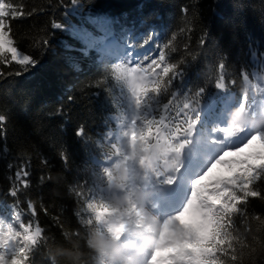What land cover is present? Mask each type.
<instances>
[{"label": "trees", "instance_id": "trees-1", "mask_svg": "<svg viewBox=\"0 0 264 264\" xmlns=\"http://www.w3.org/2000/svg\"><path fill=\"white\" fill-rule=\"evenodd\" d=\"M0 3L8 13L3 19L12 41L0 53V115L5 117L0 122V245L5 264H11L13 251L23 264H57L51 249L70 246L68 237L80 238L87 227L84 221L91 217L87 204L110 202L105 191L115 183L116 168L106 164L130 155L129 72L116 67L127 63L99 52L101 39L91 38L105 28L111 27L108 36L129 54L138 55L142 77L153 70L159 73L154 77L159 85L143 79L141 85L150 91L142 98L141 110L145 121L154 120L176 135L171 143L152 138V147L165 146L183 155L192 142L207 140L204 128L225 106L237 109L244 95L248 103L256 97L264 104V0ZM8 47L16 48L18 58L32 56L34 63L12 60ZM153 60L157 66L150 70ZM169 65L182 71L171 83L174 73H162ZM219 83L225 89H218ZM158 86V94L151 91ZM201 88L204 93L198 95ZM210 104L216 105L214 112ZM193 109L204 115L193 130L185 131L187 121L195 118ZM80 128L83 135L77 134ZM185 139L190 143L183 153L177 152ZM262 148L264 143L257 150ZM22 166L30 174L24 177L21 172L17 179ZM254 188L264 194V180ZM12 190L15 197L9 194ZM240 207L243 214L232 217V248L221 260L264 264V199L250 197ZM37 227L42 232L37 244L30 245L25 236Z\"/></svg>", "mask_w": 264, "mask_h": 264}, {"label": "snow or ice", "instance_id": "snow-or-ice-1", "mask_svg": "<svg viewBox=\"0 0 264 264\" xmlns=\"http://www.w3.org/2000/svg\"><path fill=\"white\" fill-rule=\"evenodd\" d=\"M5 5L0 3V53L6 51L4 45H11L12 41L7 39L8 32L4 16L8 15L4 11ZM13 16L18 15L17 12L12 13ZM60 26L59 24L54 25ZM165 48L168 44L164 45ZM7 51L11 52L12 60L17 61L21 65L28 66L34 63V59L30 55H24L18 58L17 50L14 47H8ZM160 61H164V52H159ZM157 66V61L153 60L149 65L152 70ZM117 69L123 67L126 72L137 73L139 64L135 68H128L127 64L123 66L117 65ZM170 72L174 75L169 76V83L173 79L180 76L181 72L176 65H169L162 68V73L167 75ZM159 73L154 70L148 77H140L147 79L149 82L159 85L160 81L154 79ZM218 89H225L224 83L216 85ZM162 89L158 86L151 91L159 93ZM150 89L148 87L138 85L135 92L136 104L139 107L143 97L148 96ZM204 89L199 90L198 95H203ZM240 106L242 109L248 107V97L244 95L241 99ZM188 105L185 104V108ZM204 107V106H203ZM215 104L209 105L210 111H215ZM195 118L187 121L188 128L185 131H191L200 120L199 117L203 111L193 109ZM5 117L0 115V122H3ZM135 124V121H133ZM156 124L154 120L145 121L143 129L139 135L136 131L131 133L133 143L140 140L146 143L150 138L164 139L171 143L175 139V132H170L166 127L160 126L153 133L152 126ZM177 131H179L177 129ZM223 133V137L213 143L220 145V152L207 161L198 159V150L190 151L186 156L187 163L177 169V175L165 176L161 183L170 186V194L175 201L174 205H179L175 214H168L164 217L158 230V238L155 246L150 249L147 254V264H223L221 256L228 255L232 248V233L233 219L236 214H243L240 205L248 202L249 198L264 199V194L259 190H255L254 185L257 182L264 180V148L245 153L254 141L257 139L264 140V131H253L250 138H245L240 141L243 134L248 130L243 131H228L224 129L217 130ZM2 133V129H0ZM78 135H83V128L77 129ZM231 141V143H230ZM238 141L243 143V146H238ZM189 140L185 139L177 148L176 151L183 153L185 145L189 144ZM195 147V146H194ZM225 148H234L235 151H225ZM232 157V159H228ZM225 164L229 166V174L213 177V172L218 165ZM236 167L233 168L232 166ZM13 167L12 164L9 165ZM183 169V171H182ZM199 169V170H197ZM21 172L24 177L30 173L26 167L22 166L16 173L17 179H20ZM211 178V179H209ZM209 181V183H204ZM25 187L27 180H24ZM239 193V194H238ZM11 196H16V191L12 190L9 193ZM134 207V206H133ZM87 208L91 212V217L86 219V225L92 224L113 213L110 206L103 202L88 203ZM190 219H185L189 217ZM123 223L111 225L109 230L118 232L123 228ZM31 226H28L30 229ZM11 232V226H9ZM42 229L37 227L35 233H30L25 236V239L30 242V245L37 244V238L40 236ZM16 234V233H12ZM2 246V245H0ZM19 253L24 252V248H19ZM16 252L13 251L11 264H23L21 259H17ZM235 259V257H232ZM0 264H5V252L0 251Z\"/></svg>", "mask_w": 264, "mask_h": 264}, {"label": "clouds", "instance_id": "clouds-1", "mask_svg": "<svg viewBox=\"0 0 264 264\" xmlns=\"http://www.w3.org/2000/svg\"><path fill=\"white\" fill-rule=\"evenodd\" d=\"M232 123L260 127L264 126V118L254 119L246 109L237 108ZM169 156L170 149L156 145L146 155V166L159 168L162 175L170 172L179 164V156ZM128 180L127 168L116 170L117 185ZM152 196V191L134 188L115 197L108 203L113 210L111 215L88 224L79 239L68 237L70 246L56 245L51 249V255L56 257L57 264H147L146 254L155 246L158 225V219L147 203ZM121 222L124 226L118 232L109 230L111 225Z\"/></svg>", "mask_w": 264, "mask_h": 264}, {"label": "rangeland", "instance_id": "rangeland-1", "mask_svg": "<svg viewBox=\"0 0 264 264\" xmlns=\"http://www.w3.org/2000/svg\"><path fill=\"white\" fill-rule=\"evenodd\" d=\"M252 8V7H251ZM254 8V7H253ZM256 8V7H255ZM126 57V56H125ZM130 63L134 62L133 58H128L126 57ZM136 66H133L132 68H135ZM140 72L138 70L137 73H131V88H132V92H133V96H134V101H135V107H136V111H135V124H133V131H136L137 134L139 135L140 133V129H139V112H138V108H137V104H136V100H135V92L137 90V86L140 85L141 79H140ZM225 109V107H224ZM221 110V113L219 116H216L217 123L220 124L219 125V129H224L225 132L227 133L228 131H243L245 129L248 130L247 133L243 134V136L240 138V141H243L245 138H250L251 134L253 131H264V129L262 128V126L260 127H253L251 125H244V126H240L238 124H233L232 123V116L228 117H221V115L223 114V110ZM247 112L249 114V116H252L254 119H261L264 118L263 117V112L262 110H260V108L257 105V100L254 99V103L248 106ZM220 118V119H219ZM218 129V130H219ZM206 133L209 135V142L204 144L203 146L199 147V148H195V147H189L188 148V152L185 153V155L182 157L180 156V154H172V155H178L179 156V164L176 166V168L172 171H170L168 173L169 175H177V169L179 167H181L183 164L187 163L186 161V154H188L190 151H196L198 150V159L201 158V153L204 154H210L207 156H204L203 159H200L201 161H207L208 159L212 158L213 156H215V154L217 152H220V145L213 143L214 141L217 140V143H219V139H221L223 137V133L214 130L211 132L210 129H205ZM199 140V138H197ZM238 141V146L242 147L243 143ZM231 143V141H230ZM264 143V140L261 139H257L256 141L253 142V144L245 150V153L248 152H253L256 151L257 149H259ZM132 148L134 150L133 156L130 160H124L121 158H117L115 160L116 165L119 168L124 167L127 168L129 171V179L132 182L134 188H142L146 191H152L153 192V196L151 197V199L147 202L148 203V207L152 210L153 215L158 219V225L157 228L155 230V242L158 238V230L160 227V224L162 223L164 217H166L168 214H175V211L178 210L179 205H174L175 201L173 200L172 196H170V186L165 185L163 183H161V181L163 180V178H158V183L159 185L156 187H150V182L148 180V176H147V169L145 170V168H143V164L142 162H144L146 160V155H147V151L145 149H140L139 147V140H137L135 143H133L132 141ZM225 151H235L234 148H225ZM185 157V159H184ZM228 159H232V157H228ZM235 166V165H233ZM232 166V167H233ZM199 170V169H197ZM183 171V169H182ZM229 174V166L225 165V164H221L218 165L217 168L214 170L213 172V177L215 176H219V175H227ZM211 179V178H209ZM204 183H209V181H205ZM111 193V197L115 198L119 195H123L125 193V191H119L117 189V187L113 188V190L110 192ZM6 245H9V242L5 241Z\"/></svg>", "mask_w": 264, "mask_h": 264}, {"label": "bare ground", "instance_id": "bare-ground-1", "mask_svg": "<svg viewBox=\"0 0 264 264\" xmlns=\"http://www.w3.org/2000/svg\"><path fill=\"white\" fill-rule=\"evenodd\" d=\"M111 27L105 28L104 30L101 31V33L99 34V36H93L91 37L92 39L96 38V42L98 41V39H101V44L99 45V47H97L98 51L101 52L106 55L107 57L113 59H115V51L111 48H109L108 42L110 39H114L113 36H108V31L110 30Z\"/></svg>", "mask_w": 264, "mask_h": 264}]
</instances>
